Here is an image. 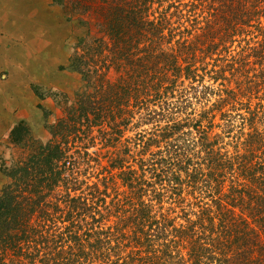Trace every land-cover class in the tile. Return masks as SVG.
Returning a JSON list of instances; mask_svg holds the SVG:
<instances>
[{
    "label": "trees",
    "instance_id": "1",
    "mask_svg": "<svg viewBox=\"0 0 264 264\" xmlns=\"http://www.w3.org/2000/svg\"><path fill=\"white\" fill-rule=\"evenodd\" d=\"M54 1L83 85L11 130L0 264H264V0Z\"/></svg>",
    "mask_w": 264,
    "mask_h": 264
},
{
    "label": "rangeland",
    "instance_id": "2",
    "mask_svg": "<svg viewBox=\"0 0 264 264\" xmlns=\"http://www.w3.org/2000/svg\"><path fill=\"white\" fill-rule=\"evenodd\" d=\"M88 19L85 15L71 18L54 0H0V190L9 180L3 169L28 154L11 141L13 127L26 120L36 138L48 140L46 124L64 115L65 102H74L83 85L81 75L68 66L79 39L89 32ZM109 74L114 76L115 71ZM209 79L205 83L212 82ZM194 106L199 112L203 104ZM148 128L132 127L123 138L135 139ZM114 149L98 138L91 151L104 155Z\"/></svg>",
    "mask_w": 264,
    "mask_h": 264
}]
</instances>
